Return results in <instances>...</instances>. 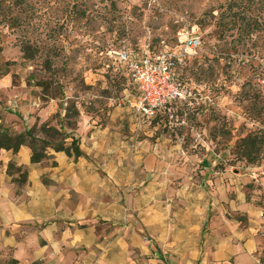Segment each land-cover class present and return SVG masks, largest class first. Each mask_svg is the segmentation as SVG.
<instances>
[{
    "label": "rangeland",
    "instance_id": "obj_1",
    "mask_svg": "<svg viewBox=\"0 0 264 264\" xmlns=\"http://www.w3.org/2000/svg\"><path fill=\"white\" fill-rule=\"evenodd\" d=\"M183 27L202 37L183 70L202 98L186 109V124H167L165 134L192 153L211 152L212 172L226 174L223 200L215 180L207 183L216 199L213 238L251 239L243 255L211 264H264V159L249 164L237 155L242 136L264 129V0H0L1 123L42 138V123L29 117L51 100L53 124L70 104L107 113L137 98L107 49L177 50Z\"/></svg>",
    "mask_w": 264,
    "mask_h": 264
},
{
    "label": "crops",
    "instance_id": "obj_2",
    "mask_svg": "<svg viewBox=\"0 0 264 264\" xmlns=\"http://www.w3.org/2000/svg\"><path fill=\"white\" fill-rule=\"evenodd\" d=\"M136 99L107 113L81 111L65 128L78 156L48 147L34 163L28 145L0 148V264H211L251 248V239L209 233L216 199L207 183L215 180L220 200L227 195L211 152L172 141L162 115H141ZM37 109L32 125L51 120L57 104ZM10 164L27 169L22 186Z\"/></svg>",
    "mask_w": 264,
    "mask_h": 264
},
{
    "label": "built area",
    "instance_id": "obj_3",
    "mask_svg": "<svg viewBox=\"0 0 264 264\" xmlns=\"http://www.w3.org/2000/svg\"><path fill=\"white\" fill-rule=\"evenodd\" d=\"M177 42L180 45L177 50L166 48L158 52L136 53L122 45L111 46L106 53L127 71L138 93L133 101L138 113L150 118L166 110L176 124L184 125L186 115H177L180 108L194 106L202 96L181 79L178 71L183 67L188 52L202 45V37L197 31L183 27L178 32Z\"/></svg>",
    "mask_w": 264,
    "mask_h": 264
},
{
    "label": "trees",
    "instance_id": "obj_4",
    "mask_svg": "<svg viewBox=\"0 0 264 264\" xmlns=\"http://www.w3.org/2000/svg\"><path fill=\"white\" fill-rule=\"evenodd\" d=\"M186 64L187 59L183 67L178 71V73L181 79L187 85L191 86L183 77V70ZM66 111L67 112L62 120V126L58 127L49 122H44L40 125L39 132L45 136L42 138L37 135V129L35 128L27 129L19 133H12L8 127L0 123V148L18 151L22 145H28L32 149V162L34 163L40 162L46 157H48V147H52L56 151H65L69 155H80L82 152L74 138L69 145L66 142L67 138L71 136L67 129H73L75 127L77 123V118L80 115V110L78 109L76 104H70L66 108ZM185 113L186 108L182 106L177 115H187ZM157 115H162L165 124L174 125L177 127L183 126L176 124L175 121L170 118L166 110L159 111ZM72 118L75 119L71 120ZM65 128L67 129L65 130ZM237 155L240 159L246 161L249 164H256L262 161L264 159V129L261 128L249 130L246 135L242 136V138H240L237 144ZM13 169L21 171L20 175L15 178L14 181L19 186H22L27 182V169H24L23 167H15V165L10 164L9 171L11 172ZM15 262L16 261L14 260L13 263Z\"/></svg>",
    "mask_w": 264,
    "mask_h": 264
}]
</instances>
